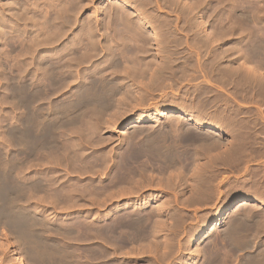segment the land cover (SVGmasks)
I'll list each match as a JSON object with an SVG mask.
<instances>
[{
  "label": "rangeland",
  "instance_id": "1",
  "mask_svg": "<svg viewBox=\"0 0 264 264\" xmlns=\"http://www.w3.org/2000/svg\"><path fill=\"white\" fill-rule=\"evenodd\" d=\"M7 1L0 0L1 3L3 2L2 5H0L6 7L3 5L6 4L10 7L13 6V8L15 9L20 4L18 6L19 9L18 7L16 8V10L18 11L21 9V7L24 6V1L22 3L21 0H19L20 2H18V0ZM65 1L67 0H63L62 3H65ZM115 1L116 0H77L76 5L78 7L75 8L76 5L74 6L75 11L68 9V7L64 4V6H62V17H64L63 20L51 21L6 20L5 18H7V15L3 14L2 7L0 6V17L4 19H0V72L2 73H0V96L4 97V101H6L7 103H4V101L2 100L3 98L0 97V100L3 102L2 103L0 101V103L4 104V106H0V108H2L0 109V112H2L0 113V151H3L2 154L0 152V160L1 158H3V160L1 161L4 163L6 162V160L4 159H7V161H9V166H3L4 163L1 164L0 161V169L3 166L4 169L2 168V170L5 172V175L9 172V177H6L4 175V172H2V174L3 176H5L4 178L8 180L9 185L13 184L14 186H11H16L17 188L16 190H11V188H8V191L6 190L7 193L11 192L12 195L9 196L10 194L8 195L6 193V198L8 200L6 199V202L1 203V206L2 208H6V210L15 208L19 213L23 212L21 209L30 210V213L32 212L28 217L27 224L22 227V229H16L15 227H13L14 225L12 223L11 224L13 226L10 225L12 226L10 227L9 224L12 221L11 219H8L6 215L5 217L4 215L3 217H0V264H15L9 259V254L2 250L1 242L4 237L8 238V241L12 243V246H14L16 250L20 252L27 264H209L207 263L208 256L209 258L212 257L213 259H211L210 264H250L251 260L256 261V258H260L257 255L259 254L260 256V252L262 250V247L264 246V203H256L245 206L239 212L238 216L244 222H241V226L239 229H241L242 227V231L238 230L239 234L237 232V229L235 233L233 232L231 234L229 232V223L234 221V219L229 216H224L226 217V222L224 225L225 230H222L224 232L213 230L212 227L216 218H219L218 215L221 214V212L224 211L227 207H229V205L234 200H240L242 198L245 199L249 197L253 199H256L257 197H264V100L263 97L260 96L261 94L264 96V93L257 92V94L254 95V93L256 92L249 89V91H244V95L245 93L247 94V92H249V94L245 96L243 95L241 90L238 91V94V92H236L237 90L235 89V91L233 89L236 87H232V85L226 83L224 77L221 76V74L223 75L222 70L224 68L230 69L232 67V69L238 70V67H240L241 70H247L248 65L244 63L243 55H240L241 51L239 52L240 49L235 51L232 48L238 41V36L239 34H241L239 32H241V30H243L244 32H242V35L245 34L243 35V37L245 36L244 39L248 40H246L245 43L251 42L252 36L249 30H251L252 28L250 27L254 25L252 24L253 21L254 23H257L256 25L264 27V0L143 1L142 5H144L145 2L146 6L144 7L146 10L148 9L150 13L145 10L142 12V14L145 16V14L148 13L149 15L146 16L147 18L149 17L148 20L153 19L159 21L157 22V25H159V27H157V30L155 28V31L159 34V43L156 42L157 44H155V39L147 36L149 35V33L144 30V32H142L143 35H141V31L139 32V35H141L142 38L145 37V39H150L142 40L141 36H139V40L134 41L136 44H139V46L136 47L133 46L135 44L132 45V43L134 42H131L135 40L134 38H131L133 36V33H136L134 31H127V35L126 31L121 30L127 29V27H124L126 25L122 26V24H124L126 21L110 19L112 15V12L110 11H113V9L115 8L119 9ZM130 1L132 2V4L142 2V0ZM150 1H152V3ZM231 1L233 4L235 3V5H233ZM225 2H227V5L225 4ZM10 3L13 5H11ZM222 3H224L226 6L224 4L223 6ZM34 4L35 2L32 0L31 5L33 6ZM113 4L116 5L114 6ZM231 4L233 6L232 8L230 6ZM151 5L153 9L150 7ZM110 7H112V10ZM228 7H230V9H228ZM233 8L235 9V11L233 10V12H235L236 15L231 10ZM67 10L69 12L71 11L69 15L67 13ZM244 10H251V12L249 13L251 16L252 14L255 15L254 19L256 20H249L251 21L249 23L248 20H246L247 23H244L243 21L241 23V20L238 19V14ZM72 11L75 13V17L72 16L74 15ZM116 11L119 12L120 9L119 11ZM151 12L152 16H150ZM69 16H71L72 18H70ZM203 21H205L206 23H203ZM232 21L236 22L234 25V27L236 26V29L239 25L238 29L234 30V34L227 31V35H223L225 37L222 38V35L220 34L221 32L219 31L230 28V26L234 24V22L232 23ZM117 22L119 23V25ZM164 22H167L171 27L166 26V23ZM164 24L165 26H160ZM243 24L245 26H242ZM117 25L119 26V28ZM240 25L243 29L240 27ZM114 29H116L117 32H115L116 30ZM132 29H134V26L132 27ZM122 32L123 34L125 33L124 35H127L123 36L127 38L128 41L125 38H120V33ZM116 33H118V35H115L113 39L112 36ZM129 33L131 34L130 36ZM228 34H230V36ZM247 34L250 36L248 37ZM136 35H138V33ZM212 35L216 39H214ZM219 35H221V37ZM128 37L130 38V40ZM204 39H207L208 41L211 39L214 42L210 40L212 43L209 41L210 43L206 47V45H202L203 43L200 42ZM217 39L218 41H216ZM119 40L121 43H119ZM125 40L127 42H124ZM140 40L142 42L147 41V43L145 42V44H140ZM128 42L129 45L131 42V46H133V48H130L129 45V47H127L126 44H128ZM124 47L127 49V51H125ZM134 47L135 49L139 47V50H142L140 53V51L136 49L139 51H136L140 53L139 55L134 52ZM118 48L120 51L118 50ZM242 48H244V46ZM145 49H147L148 52L145 51ZM221 50L226 51L223 53V51L220 52ZM128 51H130L131 53H128ZM143 51L145 52V54ZM126 53H128V56L126 55ZM133 53H135L136 55ZM129 54L133 57L134 55L135 57L138 56L139 59L141 57L140 65L138 64V67H146L145 74L139 76V74L131 70L130 67L132 66V62L129 60L131 59ZM141 55H144L143 58ZM213 55L216 56L214 59ZM218 58L221 59L218 61ZM231 61H233V63ZM220 65L221 67H219ZM228 65L230 68L226 67ZM232 65L235 67L233 68ZM262 65L264 66V64ZM262 65H260L261 69L264 68ZM37 66L40 67L38 68ZM168 66L170 67V69ZM7 68L8 71H11V74H4L5 72H7ZM21 68H24L22 72ZM218 69L220 71H218ZM153 70H155L156 72H154ZM13 71L14 74L17 71V73L21 75H17L16 73L15 76L13 74ZM219 72L221 73L219 74ZM149 73H151V76L149 75ZM252 74L256 75L257 77L260 76L264 79V77H262L259 72H257L256 74L255 72H252ZM2 75L7 76V83L6 81L4 82L5 78ZM8 75L12 77V81L16 77L21 78H18V81L14 80L13 83H18H15L14 86H12V81L11 84L8 83L10 82ZM159 75L160 77H158ZM29 77H31V82H28L30 79ZM148 79H151V81L155 82L156 84L159 82L161 85H163V87L153 85L151 91H145V89L143 90L140 87L139 82H147ZM161 79L163 82L161 81ZM207 80L209 81V85H207ZM96 81H99L101 85H103L104 82L105 83L103 86H101L100 84H97ZM222 81H224V84H222ZM92 82H95L96 85ZM114 82L118 85H115ZM20 83L26 84L27 89H29L30 91L28 94V109L26 108V110V106L18 104L15 99L11 97L9 91V86L18 87ZM91 84L92 86H90ZM110 84L113 85L111 86ZM93 85H95L97 88L94 87V89ZM204 85H207L210 91L208 90V88L207 91H203L204 88H202V86ZM6 86L8 87V89H6ZM36 86H38L39 88ZM40 87L43 89H41ZM88 87H91L92 89H89ZM109 87H113V90H119H117V93H115L116 91L114 92ZM33 88H36L35 90L39 89L38 92L36 91V94L40 95L39 97L36 94V96L34 95L35 90ZM82 89L83 91H81ZM43 90L47 93L43 92ZM89 90L93 92H91L90 94ZM104 90H106L107 94H104L107 96H105L104 94L102 96ZM231 90L236 93H232ZM80 91L84 92L85 95L87 94L88 96L86 95L85 97V95H83L84 93H81ZM92 93L96 94L94 95ZM98 93L102 96V98L98 97L100 96L98 95ZM201 93H203L204 96H202ZM216 93L219 97L215 95ZM111 94H113V97ZM93 95L95 97L97 96L98 99L92 97ZM250 95H252V97L247 98V96ZM257 95H259V101L258 97H255ZM104 96L106 98L110 97L108 99L113 100L112 103L114 104L112 105L110 101L106 102L107 99ZM82 97L84 98V101ZM103 97L105 98L104 101L102 100L104 99ZM189 97L190 99H188ZM209 97L214 98L210 100L211 98ZM38 98L41 99L38 101ZM205 98L207 99L205 100ZM253 98L257 99L253 100ZM200 99L202 100L197 101ZM260 99L263 100V102H260ZM80 100L82 101V103ZM179 100L182 101L180 102ZM226 100L227 102H225ZM90 101H94V104H96L97 106L100 105L101 107L99 106V108L96 105L94 106V104H91ZM186 101L189 102L187 103ZM194 101H197L198 103H195ZM201 102H203L202 105L204 106L201 105ZM63 103L67 104V109H65L66 107L64 108V106L66 105H63ZM88 103L91 104V106H89ZM97 103L100 104L98 105ZM109 104H111V108ZM196 105H198V107H196ZM92 106H94V109H92ZM172 106L183 107L185 109H189L191 107L192 109H189L190 112L192 114H197V116H199L198 114H200L201 116L199 117L204 120V125L193 126L191 125L192 122L190 121L188 115L179 114H177V116L164 115L157 123L151 121L155 109L160 108V110L163 111ZM95 107H97L96 110ZM57 108L64 112L61 113L60 110L57 111ZM98 108L99 110L103 109V111L100 110L98 112ZM13 109L14 111H12ZM35 110L38 112L37 114ZM5 112L6 115H3L5 114ZM144 112L148 115V120L139 128H128L127 125H131V122L134 121V119L138 115ZM203 112H206L208 115H205ZM8 113L10 114L8 115ZM235 113L236 115H234ZM28 114H36V117L34 115L29 120V122H31L32 124L31 129L33 130V134L35 133V130H39V128L40 130H47L48 128L47 131L49 133L51 132V135L53 134L54 137L57 138L56 140L58 142L54 147L57 149V151L52 150V147L51 150L54 152L49 150L50 147H47L48 149L46 147L37 148L38 146L34 145V148L31 147L33 150L35 149V151H33L31 150V148L29 149V147H26L24 143H22L23 141L22 139H20V136L14 137L11 130L21 127L23 121L22 118H24L25 115L27 116ZM212 115L213 118H215L216 116L217 118L213 119ZM39 117L40 120L43 119L42 123H38L41 122L38 121ZM223 120L225 121V124L223 122L222 125L221 121ZM209 122L215 123L220 126L223 134L218 135L215 132L207 131L205 129V125H207V123ZM176 123L177 125H175ZM238 125H242L243 127L240 128ZM43 126L46 128H44ZM156 127L158 129H156ZM169 127H171L172 129L173 127L179 129L172 130ZM9 128L10 132H8ZM166 128H168L167 130L171 129L172 132L169 131L167 137L162 139L163 142L166 140L163 143L160 140L161 138H157L160 136H157L156 133H158L160 129L166 130ZM189 130H192L190 131L192 133L209 136L206 138L208 142L204 141L200 145L198 141L194 142L183 138L182 134H187ZM173 131L176 134H179L181 132V134H179V136L177 137V135H174ZM90 133H93V135ZM55 134L57 136L59 135V137H56ZM12 135L14 138H18L14 140ZM172 135L177 138L175 139ZM170 136L173 137L174 140ZM151 138L153 139V141ZM170 138L172 139V141ZM144 139L145 141H150L144 142L146 143L144 144ZM74 140L78 141L76 142ZM135 140L136 144L134 142ZM19 141H21L22 145H19ZM168 141L169 144L167 145ZM128 142H130L129 145ZM152 142L154 146L151 145ZM155 142L157 143L155 144ZM211 142L215 145H213ZM159 143L160 146H162V144L163 146L160 147ZM204 143H206V145ZM131 144L135 146H132ZM157 144L158 146H155ZM164 144L166 145L164 146ZM145 145H147V147ZM169 145L171 146V148ZM172 146L175 148H173ZM233 146H236L237 148L239 147L238 158L234 164H232L231 159H229V153ZM24 147H26V149ZM137 147H139V149L141 150L143 148V153L146 150V153L150 151L153 153L155 150L158 151V149L162 150V148H164V153L171 152L170 154H172L174 162L172 160H170L169 162L166 161L165 158H162V161L165 162H163L164 166H161L163 165V163L160 162L161 157H158L159 155L154 156L150 152L152 154V157L150 158V153L148 154V157H146L145 153H142L143 156L141 154L139 159H146V162L151 170L149 169V167H145V165L147 166L145 160L143 162L141 161L143 159L139 160L137 158L135 164L137 165V163H139L140 166H137L139 167L140 173L144 170L145 173L143 172L141 173V175H139L138 171L136 174H134L136 176V178L135 176H133L135 182H133L134 180H132L130 189L129 184L123 183V181L125 182V180H121L120 182L119 179L124 177V170L122 165H124L123 160H125L128 152H135L136 149L137 152H141V150H139ZM42 149L45 150L43 151ZM148 149L150 150L148 151ZM168 149L172 150L170 151ZM26 150H28L29 153L28 151L26 152ZM127 150L128 152H126ZM174 150H176L177 152ZM4 151L6 152L5 156ZM55 151L58 153H56ZM172 151L175 152V155L174 152L172 153ZM60 152L61 155H59ZM25 153H27V155ZM217 154L220 159H218L217 156L215 157V155ZM65 155H67L68 158ZM144 156L146 158H144ZM175 157L177 158V160L174 159ZM147 158L149 160H147ZM15 162H17V164H15ZM166 162H168L169 165H167L168 163ZM78 163H82L81 167ZM9 167H11L10 169L12 170H10ZM162 167H164V170H161V172L160 169H162ZM140 168H142L143 170H140ZM158 171H160L162 174L159 172V175ZM148 172H150L151 175H149V177L147 178ZM142 174L144 176H142ZM161 175L162 177H160ZM142 177L144 178V180ZM145 178L147 180H145ZM137 179L139 181L136 182ZM39 180L41 183L39 182ZM141 181L142 183H139ZM146 181L148 182L146 183ZM22 182H24L23 185ZM91 182L93 183V185ZM75 183H77L76 187ZM25 184L26 186L28 185L29 188L24 186ZM144 184H147L146 187L144 186L145 188L143 187ZM37 185H39L41 188ZM33 186L34 188H32ZM35 186L38 187V189ZM127 186L130 190H132L128 191L131 195L126 194L123 197V195L119 193H122V189L128 188ZM73 187L76 189H73ZM71 188L73 190H71ZM89 188L90 191L92 190L91 193L88 192ZM116 188L121 190V192L119 190L114 192ZM195 188H197V191L199 189H202L203 193L201 196L199 195L200 193L195 190ZM62 189L65 191V193H62ZM68 189L70 190L66 191ZM94 189H96V192ZM99 189H101L102 192ZM76 190H78L77 193ZM80 190L82 191L81 194H79ZM127 190H124V192ZM97 191L98 194L101 193V196L97 194ZM111 191L116 194H112ZM54 192L58 194L56 195L55 193L56 196H54ZM59 192H61L63 195L69 192V196L68 193L65 195L68 198H66L65 196L61 197L62 194H59ZM83 192L85 194H83ZM124 192L122 194H124ZM74 193H76L77 195ZM93 193H96L95 195L98 196L93 195ZM109 193L110 195L112 194L111 196H114V199L109 196ZM82 194L83 197L78 196ZM73 195H75L77 198H75V196ZM92 195L96 198L102 197L103 199L105 198V196L106 198L105 200H98ZM117 195L120 196L118 197ZM15 196L17 200H15ZM20 196L24 201L21 199V202H17L19 201ZM53 196L57 200H54ZM89 196H91L95 200H93L92 198H90L91 201L88 200ZM9 197H13V199H10ZM73 197L74 199H78L76 200L77 202L73 199ZM70 199H72V202ZM13 200H15V202ZM69 201L71 202V204ZM6 203H9V207L6 206ZM125 204H130L131 207L139 206L136 209V211L138 210L139 212H136L131 208L130 211L123 210V215L129 214V212L130 214H132V216H135V214H141L145 216L144 219H146L147 216L149 218H151L152 216L154 217V219H156L152 220L151 218V222H155V226H150V224H152L150 223V221H148L147 223V220L149 219L148 217V219L146 220L143 219V221H146V223H143L142 221V224H147V226L141 224V233L143 232L145 233V235L142 233L143 236L139 235V238L132 236L133 239L138 240V242H136L135 240L134 242H130L133 241L131 237V239L128 238V240H125L126 245L124 243L122 244L123 248L120 246H118L119 248H117V245H121V242H119L117 245H114V243L117 242H114L113 240L111 241L108 237L106 238L107 235L103 231L104 228L109 225V223L113 222L116 219L115 217H110L111 212L114 209L113 207L117 205H123L122 207H124ZM154 205H159L158 207L162 206L161 210H159V213L158 210H153V212L156 213L155 215L151 212V209ZM148 213H150V215ZM156 215H158V217ZM158 220L159 222L160 220L162 221L160 225H158ZM156 221L158 222V224ZM205 222L206 227L210 232L207 241L203 242V244L202 242H200V238L198 235L201 232L203 224ZM86 224L88 226H86ZM98 226L100 227L98 228ZM227 226H229V228ZM85 227H90L88 229L92 228L91 230L94 231L88 229L86 230ZM151 227L154 229V231L156 230L155 232L157 233L156 234L154 232L155 235L153 237V240L149 236V232L152 229ZM99 229L100 233L97 232L99 231ZM121 229H124L126 231L129 228L121 227ZM226 229L228 230L227 232ZM86 231H89L90 235L89 233L87 234ZM24 232L27 233H25L24 235ZM101 233L102 235H100ZM226 233H230V235L228 236ZM224 234L226 237H224ZM96 235H99L100 237H96ZM82 236L84 238L86 236H92L93 239L92 237H87L85 238L87 240H84V238H81ZM237 238L241 239V241H237ZM225 240H227V243H225ZM109 241H111L112 243ZM151 241L153 244H150ZM221 242H223V245H225L223 246ZM246 242L249 244L248 247V244ZM235 243H238L237 246L240 249H232V251L236 252H232L231 254L230 250ZM239 244H242L244 246L241 247V245ZM100 245L102 246V249L106 248L105 251L100 249ZM222 246L225 248V251L227 249L230 252L226 251V253H224L225 251ZM196 247L197 249L195 250ZM209 247H211V249ZM212 247L216 249H213ZM46 248H48V253H45ZM97 248L104 252H106L107 250L108 253L106 252L107 254H104V252L99 251V249ZM208 249L210 250V252H207L209 251ZM221 249V252L224 251L223 254H220ZM257 249L259 253L257 252ZM211 250L215 253L219 252V255L214 253L212 254ZM42 251H44V257L41 255ZM95 251L97 253V256L95 255ZM196 251L198 252V255H195ZM109 252L111 253V256H109ZM93 254L95 256H93ZM209 254L213 256L210 257ZM33 256L36 257V259H34ZM222 256L227 257V259L225 257L223 258ZM251 256L254 258L252 259ZM41 257H43V259ZM247 257L251 260L249 261ZM246 258L248 259V261L246 260ZM260 260H262V257L260 258ZM205 261L207 262L205 263Z\"/></svg>",
  "mask_w": 264,
  "mask_h": 264
},
{
  "label": "bare ground",
  "instance_id": "2",
  "mask_svg": "<svg viewBox=\"0 0 264 264\" xmlns=\"http://www.w3.org/2000/svg\"><path fill=\"white\" fill-rule=\"evenodd\" d=\"M7 1V0H6ZM22 1V3H23V1H24V6L23 5H21V6H23V7H21V9L18 11V10H16V8L20 5H18L15 9L13 8V6H7L6 4H3L4 6H6V7H3V6H1L2 5V3L0 2V6L2 7V12H3V14L4 15H7V18H5L6 20L8 19V20H63V18L64 17H62V13H63V8H62V6H64V4L68 7V9H71V10H73V11H75L74 9L75 8H77L78 6L76 5V3H77V0H67V1H65V3H62V1L63 0H33L34 2H35V4L34 5H36V6H32L31 5V1L32 0H21ZM30 3H29V2ZM38 1H40V2H38ZM76 1V2H75ZM140 1V0H139ZM143 1H146V0H142V2H137V3H135V4H132V2L130 1V0H116L115 2L117 3V5H118V7H119V9H120V11H119V9L118 8H115V9H113V11H110L109 9V11L110 12H112V15H111V17H110V19L111 20H125L126 22L124 23V24H122V26L123 25H126V26H124L125 28L127 27V29L125 30H123V29H121L122 31H126V34H127V31L128 32H131V31H134L136 34L138 33V35H136V34H134L133 33V36L131 37V38H134L135 40H133V41H131V42H134V41H136V40H139V36H141V35H143L142 34V32H144V30L146 31V32H148L149 33V35H147V36H150V38H152V39H155V44H157V43H159V34H158V32H156L155 31V28H156V30H157V27H159V25H157V22H159L158 20L156 21V20H148L149 19V17L147 18L146 16L147 15H149L148 13L147 14H145V16L142 14V12L143 11H145L146 9H145V7L144 6H146L145 5V2H144V5H142L143 4ZM251 1V0H250ZM7 2H9V1H7ZM11 2V1H10ZM18 2H20L19 0H18ZM114 2V3H115ZM147 2V1H146ZM151 3H152V1H150ZM182 2V1H181ZM193 2V1H192ZM228 2V1H227ZM227 2H225V4L227 3ZM5 3V2H4ZM14 3V2H13ZM28 3H29V5H28ZM149 3V2H148ZM147 3V4H148ZM206 3V2H205ZM231 3H232V1H231ZM11 4V3H10ZM154 4V3H153ZM152 4V5H153ZM224 3H222V5H223ZM224 4V5H225ZM229 4V3H228ZM233 4V3H232ZM232 4L230 5L231 6V8L233 7L232 6ZM243 4V3H242ZM11 5H13V4H11ZM17 5V4H16ZM76 5V6H75ZM114 6L116 5V4H113ZM152 5L150 6L151 8H152ZM159 5V4H158ZM223 5V6H224ZM227 5V4H226ZM225 5V6H226ZM233 5H235V3L233 4ZM74 6H75V8H74ZM84 6V5H83ZM148 6V5H147ZM113 7V6H112ZM112 7H110L111 8V10H112ZM149 7V6H148ZM221 7V6H220ZM239 7V6H238ZM66 8V7H65ZM114 8V7H113ZM235 8V7H234ZM231 9L232 10V12H233V10L235 11V9ZM262 8V7H261ZM18 9H19V7H18ZM153 9V8H152ZM228 9H230V7H228ZM3 10H6V11H3ZM77 10V9H76ZM116 10H118L119 12H117ZM151 10V9H150ZM225 10V9H224ZM248 10V9H247ZM247 10H244V11H241L239 14H238V19H240L241 21V23H242V21L245 23L246 22V20H248V23L249 22H251V21H249V20H256V19H254L255 17V15H253L252 14V16L250 15V13L249 12H251V10L250 11H247ZM1 11V10H0ZM68 11V10H67ZM72 11V12H73ZM108 11V12H109ZM147 12H149L150 13V11H148V9L146 10ZM153 11V10H152ZM230 11V10H229ZM228 11V12H229ZM68 13V15L71 13V11L69 12H67ZM231 13V12H230ZM234 14H235V12H233ZM73 14L74 15H72V16H74L75 17V13L73 12ZM229 14V13H228ZM3 15V16H4ZM236 15V14H235ZM150 16H152V12H151V15ZM70 18H72L71 16H69ZM68 17V18H69ZM73 17V18H74ZM259 17V16H258ZM68 18H66V19H68ZM89 18V17H88ZM156 18V17H155ZM0 19H3V18H1L0 17ZM76 19V18H75ZM109 19V18H108ZM259 19V18H258ZM261 19H262V17H261ZM4 20V19H3ZM65 20V19H64ZM74 20V19H73ZM88 20V19H87ZM132 20H134V21H132ZM186 20V19H185ZM49 22V21H48ZM118 22H120V21H118ZM117 22V23H118ZM121 22H124V21H121ZM134 22H135V24H134ZM234 21H232V23H233ZM116 23V22H115ZM164 23H166V26H168V27H171L167 22H164ZM203 23H206L205 21H203ZM235 23L236 22H234V24H232L231 26H230V28H228V29H226V30H222V31H219V32H221L220 34L222 35V38L223 37H225V36H223V35H227V31H229L230 33H233L234 34V30L236 29V26L234 27V25H235ZM238 23V22H237ZM240 23V24H241ZM247 23V22H246ZM252 24H254V25H252V27H250V28H252L251 30H249L251 33V36H252V38H251V42L249 43H245V41L247 40H245L244 39V37H243V35H245V34H243L242 35V32H243V30H241V29H239V30H241V32H239V33H241V34H239V36H238V41L236 42V44L234 45V47L232 48V49H234L235 51H237L238 49H240L239 50V52H240V55H243V60H244V63H246L248 66H247V70L245 71V70H241V68L240 67H238V70H235V69H232V67L230 68L229 67V65L228 66H226L227 68H230V69H223L222 70V68H221V70H222V73H223V75L221 74V76H223L224 77V79H225V81H226V83H229L230 85H232V87H236V88H233L236 92H238L239 90H241L242 91V93H243V95H244V91H249V89L250 90H254L256 93H254V95L255 94H257V92H260V93H264V79L263 78H261L260 76V78L259 77H257L256 75H254V74H252V72H255V74L257 73V72H259L260 73V75L262 76V77H264V68L263 69H261V66L260 65H262V64H264V27H262V26H260V25H256L257 23H254V21H253V23ZM48 25V24H47ZM118 25H119V23H118ZM117 25V26H118ZM219 25V24H218ZM117 26H115V27H117ZM134 26V29H132V27ZM161 27L162 26H165V24L164 25H160ZM242 26H245L244 24L242 25ZM263 26H264V23H263ZM20 27V26H19ZM238 27H239V25H238ZM238 27H237V29H238ZM240 27H241V25H240ZM118 28H119V26H118ZM121 28V27H120ZM123 28V27H122ZM242 28V27H241ZM247 28V27H246ZM249 28V27H248ZM132 29V30H131ZM236 29V30H237ZM243 29V28H242ZM114 30H116V29H114ZM167 30V29H166ZM219 30V29H218ZM221 30V29H220ZM245 30V29H244ZM141 31V35H139V32ZM57 32V31H56ZM115 32H117V30L115 31ZM115 32H113V33H115ZM120 32V31H119ZM218 32V33H219ZM228 32V33H229ZM244 33V32H243ZM249 33V32H248ZM121 34V37L120 38H125L124 36H127V35H124L123 34V32L122 33H120ZM213 34V33H212ZM117 36L118 35V33H116V34H113V39H114V36ZM124 35V36H123ZM131 34L129 33V36H130ZM221 35H219L220 37H221ZM229 36H230V34H228ZM241 35V36H240ZM57 36V35H56ZM233 36H235V35H233ZM247 36L249 37L250 35H248L247 34ZM111 37V38H112ZM139 37V38H138ZM144 37V36H143ZM200 37V36H199ZM212 37H213V35H212ZM218 37V36H217ZM117 38H119V37H117ZM129 38V37H128ZM141 38H142V36H141ZM149 38V39H150ZM214 38V37H213ZM212 38V39H213ZM230 38V37H229ZM233 38V37H232ZM116 39V38H115ZM127 41H128V39L127 38H125ZM143 39H145V37L144 38H142V40ZM148 38L147 39H145V40H149ZM214 39H216V38H214ZM213 39V40H214ZM118 40V39H117ZM124 41V42H127V41ZM129 40H130V38H129ZM211 40V39H210ZM209 40V41H210ZM114 41V40H113ZM121 41H123V40H121ZM141 41V40H140ZM207 39H204L203 41L201 40L200 42H202L203 44L202 45H206V47H207V45H209V43L212 41H210L209 42ZM216 41H218V39L216 40ZM248 41V40H247ZM115 42H118V41H115ZM114 42V43H115ZM131 42H130V45H129V42H128V44H126L127 45V47H129L130 46V48L132 47L133 48V46H139V44H136L135 42L134 43H132V45L133 44H135V45H133V46H131ZM146 43H147V41H145ZM145 42H142L141 41V43L140 44H145ZM157 42V43H156ZM207 42H208V44H207ZM212 42H214V41H212ZM211 42V43H212ZM119 43H121L120 42V40H119ZM245 44V45H244ZM33 45V44H32ZM123 45H125V44H123ZM129 45V46H128ZM159 45V44H158ZM10 46V45H9ZM24 46V45H23ZM31 46V45H30ZM29 46V47H30ZM144 46V45H143ZM142 46V47H143ZM166 46V45H165ZM211 46V45H210ZM244 46V48H242ZM135 47H134V49H135ZM141 47V48H142ZM147 47V46H146ZM159 47V46H158ZM125 48V47H124ZM225 48H226V46H225ZM134 49H132V50H134ZM136 49H140L139 47L138 48H136ZM135 49V51L134 52H136V51H138V50H136ZM143 49V48H142ZM215 49V48H214ZM118 50H119V48H118ZM131 50V49H130ZM144 50V49H143ZM227 50V49H226ZM226 50H221L220 52H222L223 51V53L226 51ZM228 50H229V48H228ZM120 51V50H119ZM125 51H127V49L125 48ZM140 51V53H141V51L142 50H139ZM138 51V52H139ZM145 51H147L148 52V50L147 49H145ZM233 51V50H232ZM138 52H136V54H140V53H138ZM144 52V51H143ZM234 52V51H233ZM128 53H131L130 51H128ZM128 53H126V55L128 54ZM227 53V52H226ZM111 54H113V53H111ZM111 54H109V55H111ZM133 54H135V53H133ZM135 54V55H136ZM144 54H145V52H144ZM115 55V54H114ZM135 55H134V57L133 56H130V54H129V56H130V58L131 59H129L131 62H132V66L130 67L131 68V70L132 71H134L135 73H137V74H139V76L141 75H143V74H145V72H146V67L145 68H140V67H138V64L140 65V59H141V57H140V59H139V57L137 56V57H135ZM218 55V54H217ZM239 55V54H238ZM128 56V55H127ZM142 56V55H141ZM144 56V55H143ZM143 56H142V58H143ZM211 56V55H210ZM214 57H213V59L216 57L215 55H213ZM221 56H222V54H221ZM223 56H224V54H223ZM112 57H114V56H112ZM217 57H219V56H217ZM232 58V57H231ZM9 59V58H8ZM221 58H218L217 60L219 61ZM229 59V58H228ZM18 60V59H17ZM60 60V59H59ZM143 60V59H142ZM223 60V59H222ZM226 60H227V58H226ZM225 60V61H226ZM231 60H233V59H231ZM118 61V60H117ZM128 61V60H127ZM217 61V62H218ZM229 61V60H228ZM214 62V61H213ZM222 62V61H221ZM232 63H233V61H231ZM23 63V62H22ZM27 63V62H26ZM142 63V62H141ZM220 63V62H219ZM219 63H217V64H219ZM262 63V64H261ZM24 64V63H23ZM28 64V63H27ZM39 64V63H38ZM120 64V63H119ZM128 64H129V62H128ZM146 65V64H145ZM22 66V65H21ZM20 66V67H21ZM29 66V65H28ZM129 66V65H128ZM143 66V65H142ZM166 66H167V64H166ZM170 66V65H169ZM168 66V67H169ZM224 66V65H223ZM233 66V65H232ZM244 66V65H243ZM263 66V65H262ZM24 67V66H23ZM25 67H27V66H25ZM38 68L40 67V66H37ZM218 67V66H217ZM219 67H221V65L219 66ZM218 67V68H219ZM235 66H233V68H234ZM264 67V66H263ZM6 68V67H5ZM17 68V67H16ZM9 69H11V68H9ZM27 69V68H26ZM29 69V68H28ZM113 69V68H112ZM129 69V68H128ZM169 69H170V67H169ZM212 69V68H211ZM2 70H3V68H2ZM5 70V69H4ZM14 70V69H13ZM22 70H24V68L22 69L21 68V72H22ZM147 70H148V68H147ZM168 70V69H167ZM205 70V69H204ZM7 72H5L4 74H9L11 71H8V68H7V70H6ZM19 71H20V68H19ZM154 72H156L155 70H153ZM218 71H220L219 69H218ZM2 72H4V71H2ZM20 72V73H21ZM30 72V71H29ZM35 72V71H34ZM52 72V71H51ZM55 72V71H54ZM131 72V71H130ZM172 72V71H171ZM179 72V71H178ZM210 72V71H209ZM1 73V72H0ZM17 73V71L15 72V74ZM26 73V72H25ZM24 73V74H25ZM221 72H219V74H220ZM2 74V73H1ZM11 74V73H10ZM13 74H14V71H13ZM12 74V75H13ZM14 74V75H15ZM19 73H17V75H18ZM23 74V75H24ZM27 74V73H26ZM25 74V75H26ZM136 74V75H137ZM148 74V73H147ZM160 74V73H159ZM175 74V73H174ZM193 74V73H192ZM19 75H21V74H19ZM29 75V74H28ZM149 75L151 76V73H149ZM153 75V74H152ZM258 75V74H257ZM2 76H4V75H2ZM6 76V75H5ZM4 76V78H5V80H4V82L7 80L6 78H7V76L5 77ZM9 76V75H8ZM16 76V75H15ZM192 76V75H191ZM220 76V75H219ZM24 77V76H23ZM158 77H160V75L158 76ZM222 77V78H223ZM13 78H14V76H13ZM17 78V77H16ZM16 78L15 79H13V81L15 80V81H18V78H21V77H18L17 78V80H16ZM30 79H29V81L28 82H31L30 80H31V77H29ZM163 78H164V76H163ZM24 79V78H23ZM152 79V78H151ZM151 79H148V81L147 82H139L140 84V87L144 90L145 89V91H147V90H149V91H151L152 90V88H153V85H156V86H158V87H163V85H161L159 82L156 84L155 82H153V81H151ZM223 79V80H224ZM9 80H10V82H8V83H10L11 84V81H12V77H10L9 76ZM27 80H28V78H27ZM141 80V79H140ZM173 80H175V79H173ZM210 80V79H209ZM13 81H12V83H13ZM161 81H162V79H161ZM2 82V81H1ZM25 82V81H24ZM53 82V81H52ZM97 82V81H96ZM99 82V81H98ZM97 82V84H100V82L98 83ZM163 82V81H162ZM207 85H209V81L207 80ZM224 81H222V84H224L223 83ZM6 83H7V81H6ZM16 83V82H15ZM15 83H13L12 84V86H14V84ZM18 83V82H17ZM16 83V84H17ZM92 83H94L95 84V82H92ZM102 83V82H101ZM105 83V82H104ZM104 83H103V85H104ZM113 83V82H112ZM118 83V82H117ZM134 83V82H133ZM155 83V84H154ZM211 83V82H210ZM9 84V85H10ZM109 84V83H108ZM107 84V85H108ZM114 84L115 85H118V84H116L115 82H114ZM164 84V83H163ZM169 84H170V82H169ZM96 85V84H95ZM95 85H93V88L94 87H96ZM101 85V84H100ZM103 85H101V86H103ZM111 86L113 85V84H110ZM109 85V86H110ZM123 85V84H122ZM207 85H204V86H202V88H204V90L203 91H207ZM211 85V84H210ZM228 85V84H227ZM8 86V85H7ZM6 86V87H7ZM12 86H9V91H10V95H11V97L13 98V99H15V101L18 103V104H22L23 106H26L25 107V110H26V108H27V105H28V94H29V89H27V87H26V84H21L20 83V85L18 86V87H12ZM90 86H92V84L90 85ZM212 86V85H211ZM5 87V88H6ZM11 87H12V89H11ZM36 87H38V86H36ZM100 87V86H99ZM115 87H117V86H115ZM210 87V86H209ZM228 87V86H227ZM39 88V87H38ZM41 88V87H40ZM89 89H92L91 87H88ZM97 88V87H96ZM103 88V87H102ZM110 88V87H109ZM113 87H111L110 89H112ZM218 88H220V87H218ZM225 88H226V86H225ZM6 89H8V87L6 88ZM34 89V88H33ZM36 89V88H35ZM34 89V90H35ZM41 89H43V88H41ZM40 89V90H41ZM95 89V88H94ZM104 89V88H103ZM102 89V90H103ZM88 90V89H87ZM101 90V91H102ZM113 90V89H112ZM117 90H119V89H114L113 91L115 92V93H117ZM188 90V89H187ZM208 90H209V88H208ZM36 91L38 92L39 91V89L38 90H35L34 92V95L36 94ZM81 91H83V89L81 90ZM80 91V92H81ZM90 91V90H89ZM98 91H99V89H98ZM108 91V90H107ZM148 91V92H149ZM201 91V90H200ZM199 91V92H200ZM210 91V90H209ZM42 92V91H41ZM43 92H45L44 90H43ZM91 92H93V91H90V94H91ZM113 92V93H114ZM140 92V91H139ZM231 92L232 93H234L233 92V90H231ZM235 92V93H236ZM45 93H47V92H45ZM45 93H44V95H45ZM81 93H84V92H81ZM89 93V92H88ZM99 93H101V92H99ZM98 93V95H100ZM104 93H106V90H104V92L102 93V96H103V94ZM204 93V92H203ZM203 93H201L202 94V96H204V94ZM208 93V92H207ZM234 93V94H235ZM250 93H251V91H250ZM92 94H94V93H92ZM96 94V93H95ZM94 94V95H95ZM107 94V93H106ZM208 94H210V93H208ZM213 94V93H212ZM234 94H232V95H234ZM238 94H239V92H238ZM241 94V93H240ZM247 94H249V92H247ZM246 93H245V95H247ZM2 95V94H1ZM8 95V94H7ZM36 95H38V94H36ZM35 95V96H36ZM42 95V94H41ZM44 95H43V97H44ZM82 95V94H81ZM83 95H85V93L83 94ZM82 95V96H83ZM87 95V94H86ZM86 95H85V97H86ZM92 96V97H94V98H97V96L95 97V96ZM105 95V94H104ZM112 95V97H113V94H111ZM178 95V94H177ZM176 95V96H177ZM211 95V94H210ZM215 95H217V93L215 94ZM242 95V96H243ZM244 95V96H245ZM40 95H38V97H39ZM88 96V95H87ZM102 96L100 95V96H98V97H100V98H102ZM105 96H107V95H105ZM104 96V97H105ZM181 96V95H180ZM201 96V97H202ZM218 96V95H217ZM217 96H215V97H217ZM236 96V95H235ZM259 95H257V96H255V97H258ZM261 97H263V100H264V96L261 94L260 95ZM0 97H2V96H0ZM103 97V98H104ZM111 97V98H112ZM182 97V96H181ZM197 97V96H196ZM199 97H200V94H199ZM219 97V96H218ZM248 97H252V95H250V96H247V98ZM3 99V101H4V97H2ZM106 98V97H105ZM105 98L104 99H102L103 101L105 100ZM108 98H110V97H107L106 99L108 100H106V102H109L110 101V103H112V101L113 100H111V99H108ZM180 98V97H179ZM178 98V99H179ZM186 98V97H185ZM207 98H208V95H207ZM207 98H205V100L207 99ZM209 98H211L210 100H212L213 98L212 97H209ZM245 98V97H244ZM37 99V98H36ZM41 99V98H40ZM39 98H38V101L40 100ZM82 99H83V101H84V98L82 97ZM98 99V98H97ZM113 99V98H112ZM187 99V98H186ZM188 99H190V97L188 98ZM192 99V98H191ZM195 99V98H194ZM203 99V98H202ZM202 99H200V100H197V101H201ZM252 99V98H251ZM254 99H257V98H253V100ZM31 100V99H30ZM183 100V99H182ZM182 100H179L180 102L182 101ZM209 100V101H210ZM261 100V99H260ZM263 100H261L260 102H263ZM1 101V100H0ZM14 101V102H15ZM48 101V100H47ZM81 101V100H80ZM94 101H95V99H94ZM94 101H90V103L92 104ZM174 101V100H173ZM193 101V100H192ZM196 101V102H197ZM258 101H259V97H258ZM258 101H256V102H258ZM2 102V101H1ZM98 102V101H97ZM106 102H105V104H106ZM122 102V101H121ZM175 102V101H174ZM187 102V101H186ZM189 102V101H188ZM187 102V103H188ZM195 102V101H194ZM195 102V103H196ZM208 102V101H207ZM225 102H227V100L225 101ZM3 103V102H2ZM2 103H0V104H2ZM4 103H6V101H4ZM13 103V102H12ZM32 103H34V102H32ZM67 103H69V102H67ZM81 103H82V101H81ZM84 103V102H83ZM86 103H87V100H86ZM96 103V102H95ZM185 103V102H184ZM198 103V102H197ZM202 103L203 102H201V105H202ZM7 104V103H6ZM31 104V103H30ZM66 105V106H64V108L65 109H67V104L66 103H63V105ZM85 104V103H84ZM89 104V103H88ZM91 104H89V106H91ZM94 104V103H93ZM98 104V103H97ZM100 104V103H99ZM98 104V105H99ZM114 103H112V105H113ZM191 104H192V102H191ZM204 104H205V102H204ZM227 104V103H226ZM228 104H229V102H228ZM87 105V104H86ZM96 104H94V106H95ZM110 105V108H111V104H109ZM190 105V104H189ZM260 105V104H259ZM0 106H4V104H2V105H0ZM31 106V105H30ZM84 106V105H83ZM94 106H92V109H94L93 107ZM97 106V105H96ZM100 106V105H99ZM99 106H97V107H99ZM105 106V105H104ZM191 106V105H190ZM202 106H204V105H202ZM258 106V105H257ZM49 107V106H48ZM61 107H63V106H61ZM97 107H95V110L97 109ZM101 107V106H100ZM99 107V108H100ZM103 107V106H102ZM108 107V106H107ZM118 107V106H117ZM196 107H198V105H196ZM260 107V106H259ZM60 108V107H59ZM99 108H98V112L101 110H99ZM191 108V107H190ZM189 108V109H190ZM0 109H2V108H0ZM12 109V108H11ZM10 109V110H11ZM28 109V108H27ZM30 109V108H29ZM65 109H63V110H65ZM105 109V108H104ZM107 109V108H106ZM109 109V108H108ZM189 109H185V108H183V107H177V106H172V107H169V108H167V109H165V110H160V108H158V109H155V111H154V113H153V116H152V120L151 121H153V122H159L160 121V119H161V117L162 116H173V115H175V116H177V114H179V115H188L189 116V119H190V121L192 122V124L191 125H193V126H202V125H204L203 124V119H201L199 116H201L200 114H198L199 116H197V114H192L191 112H190V110ZM192 109V108H191ZM195 109V108H194ZM23 110H24V108H23ZM60 109H58L57 108V111H59ZM69 110V109H68ZM196 110V109H195ZM3 111V110H2ZM12 111H14V109L12 110ZM61 111V110H60ZM101 111H103V109L101 110ZM215 111V110H214ZM4 112V111H3ZM11 112V111H10ZM18 112V111H17ZM24 112H26V111H24ZM33 112V111H32ZM35 112H36V114L38 113L36 110H35ZM62 112H64V111H61V113ZM73 112V111H72ZM0 113H2V112H0ZM13 113V112H12ZM34 113V112H33ZM59 113V112H58ZM204 113V112H203ZM10 113H8V115H9ZM14 114V113H13ZM22 114V113H21ZM27 114V113H26ZM36 114H34L35 115V117H36ZM205 115L207 114L206 112L204 113ZM223 114V113H222ZM3 115H6V112H5V114H3ZM3 115H1V116H3ZM12 115V114H11ZM15 115H16V113H15ZM34 115H32V114H28L27 116L25 115V117L24 118H22L23 119V121H22V126L21 127H18V128H15V129H13V130H11L12 132V134L14 135V137L15 136H20V139H22V143H24V145L26 146V147H29V149L31 148V147H33L34 148V146H38L37 148H39V147H50V149L49 150H51L52 148V150H56L57 151V149L56 148H54L55 146H56V143L58 142L56 139L57 138H55L54 137V135L52 134L51 135V132L49 133L47 130H48V128H47V130L46 129H43V130H40V128H39V130H35V133L33 134V130L31 129V122H29V120L34 116ZM39 115V114H38ZM203 115V114H202ZM208 115V114H207ZM234 115H236V113L234 114ZM18 116V115H17ZM63 116V115H62ZM227 116H229V115H227ZM233 116V115H232ZM251 116V115H250ZM15 117V116H14ZM21 117V116H20ZM41 117V116H40ZM40 117H39V120L38 121H41V122H38V123H42L43 122V119L42 120H40ZM225 117V116H224ZM231 117V116H230ZM252 117V116H251ZM258 117V116H257ZM261 117V116H260ZM4 118H5V116H4ZM18 118V117H17ZM185 118V117H184ZM210 118V117H209ZM212 118H213V115H212ZM215 118H217V116L215 117ZM215 118H213V119H215ZM241 118V117H240ZM263 118V117H262ZM2 119V118H1ZM38 119V118H37ZM36 119V120H37ZM58 119H60V118H58ZM63 120V119H62ZM70 120H73V119H70ZM148 120V115L144 112V113H141L140 115H138L135 119H134V121H132L131 122V125H127L128 126V128L129 127H136V128H139L142 124H144L146 121ZM217 120V119H216ZM232 120V119H231ZM261 120V119H260ZM263 120V119H262ZM18 121V120H17ZM75 121V120H74ZM73 121V122H74ZM208 121V120H207ZM233 121V120H232ZM231 121V122H232ZM257 121V120H256ZM63 122V121H62ZM70 122H72V121H70ZM214 122V121H213ZM222 122V125H223V122H224V124H225V121L223 120V121H221ZM19 123H21V122H19ZM228 123V122H227ZM234 123V122H233ZM129 124V123H128ZM235 124H236V122H235ZM161 125V124H160ZM175 125H177V123L175 124ZM227 125V124H226ZM231 125V124H230ZM45 126V125H44ZM43 126V127H44ZM180 126V125H179ZM187 126H190V125H187ZM206 127H205V129L207 130V131H209V132H215L216 134H218V135H222L223 134V131H222V129L220 128V126H218L217 124H215V123H211V122H209V123H207V125H205ZM234 126V125H233ZM239 126V125H238ZM237 126V127H238ZM250 126V125H249ZM40 127V126H39ZM42 127V126H41ZM240 128H242L243 126L241 125V126H239ZM263 127V126H262ZM44 128H46V127H44ZM169 128H171V127H169ZM182 128V127H181ZM156 129H158L157 127H156ZM168 128H166V130H167ZM172 129V128H171ZM162 130V129H160V130H162V131H158V133H156L157 134V136H160V137H157V138H161L160 140H161V142H163L162 141V139H164L165 137H167V135H168V133H169V131H171L172 132V130L173 129H177L176 127L174 128L173 127V129L172 130ZM179 129V128H178ZM177 129V130H178ZM240 130V129H239ZM242 130V129H241ZM49 131H51V130H49ZM175 131V130H174ZM173 131V133H174V135L176 136L177 135V137L179 136V134H181V132L179 133V134H176L175 132ZM190 131H192V130H189V132L187 133V134H182V137L183 138H186V139H188V140H191V141H194V142H199L200 143V145H201V143L202 142H204V141H207L206 140V138L207 137H209V136H204V135H200V134H196V133H192V132H190ZM255 131V130H254ZM3 132V131H2ZM8 132H10V128H9V130H8ZM93 132H94V130H93ZM155 132V131H154ZM177 132V131H176ZM139 133V132H138ZM172 133V134H173ZM178 133V132H177ZM57 134V133H56ZM55 134V136L56 137H59V135L57 136ZM90 134H92L93 135V133H90ZM153 134V133H152ZM13 135H12V137H13ZM150 135V134H149ZM148 135V136H149ZM154 135H155V133H154ZM174 135H172L174 138H175V136ZM11 136V135H10ZM68 136V135H67ZM85 136V135H84ZM13 137V139L14 140H16V138H18V137H16V138H14ZM147 137V136H146ZM145 137V138H146ZM150 137V136H149ZM148 137V138H149ZM171 137V136H170ZM173 137H171L172 139H173ZM176 137V138H177ZM170 138V139H171ZM175 138V139H176ZM13 139H11V140H13ZM67 139V138H66ZM65 139V140H66ZM93 139V138H92ZM152 139V138H151ZM158 139V140H159ZM172 139H171V141H172ZM178 139H181V138H178ZM100 140V139H99ZM156 140V139H155ZM158 140H157V142H158ZM174 140V139H173ZM17 141H18V139H17ZM74 141H76V140H74ZM74 141H72V142H74ZM78 141V140H77ZM76 141V142H77ZM88 141V140H87ZM86 141V142H87ZM147 141H150V140H146L145 141V139H144V141H143V143L144 142H147ZM152 141H153V139H152ZM166 141V140H165ZM164 141V142H165ZM170 141V142H171ZM177 141V140H176ZM180 141V140H179ZM178 141V142H179ZM184 141H185V139H184ZM183 141V142H184ZM15 142V141H14ZM20 143H19V145L21 144V141H19ZM69 142H71V141H69ZM89 142V141H88ZM100 142V141H99ZM135 142V144H136V140L134 141ZM157 142H155V144L157 143ZM160 142V143H161ZM163 142V143H164ZM182 142V143H183ZM186 142H187V140H186ZM208 142V141H207ZM129 143L130 142H128V145H129ZM132 143V142H131ZM160 143H159V146H160ZM173 143H174V141H173ZM176 143V142H175ZM189 143H192V142H189ZM212 143V142H211ZM211 143H210V145H211ZM17 144V143H16ZM133 144V143H132ZM131 144V145H132ZM144 144H146V143H144ZM151 144V143H150ZM169 144V141L167 142V145ZM205 145H206V143H204ZM209 144V143H208ZM207 144V145H208ZM213 145H215L214 143H212ZM22 145V144H21ZM34 145V146H33ZM101 145V144H100ZM130 145V146H131ZM151 145H153V142H152V144ZM166 144H164V146H165ZM176 145H177V143H176ZM175 145V146H176ZM212 145V146H213ZM219 145V144H218ZM7 146V145H6ZM130 146H128V147H130ZM132 146H135V145H132ZM144 146V145H143ZM146 147H147V145H145ZM154 146V145H153ZM153 146H151V147H153ZM155 146H158V144L157 145H155ZM162 146H163V144H162ZM162 146H160V147H162ZM170 146V145H169ZM168 146V147H169ZM174 146V145H173ZM172 146V147H173ZM178 146V145H177ZM184 146V145H183ZM202 146H204V145H202ZM212 146H210V147H212ZM26 147H24L25 149H26ZM52 147V148H51ZM73 147V146H72ZM75 147V146H74ZM141 147V146H140ZM191 147V146H190ZM206 147V146H205ZM215 147V146H214ZM213 147V148H214ZM9 148V147H8ZM36 148V147H35ZM64 148V147H63ZM130 148H132V147H130ZM138 149H139V147H137ZM155 148H158V147H155ZM165 148H167V147H165ZM170 148H171V146H170ZM173 148H175V147H173ZM181 148V147H180ZM185 148V147H184ZM28 149V148H27ZM28 149V150H29ZM48 149V148H47ZM163 149L164 148H162V150H160V149H158V151L157 150H153L154 152L152 153L151 151V153L154 155V156H158V157H161V161L160 162H165V161H162V158H165L166 159V161H169L170 162V160H172L173 161V156H172V154H170L171 152H169V153H164L163 152ZM182 149V148H181ZM188 149V148H187ZM28 150H26V152L28 151ZM31 150H33L32 148H31ZM38 150H40V149H38ZM43 150V149H42ZM45 150V149H44ZM43 150V151H44ZM51 150V151H52ZM66 150V149H65ZM129 150V149H128ZM128 150L126 151V152H128ZM139 150H141V149H139ZM142 150H143V148H142ZM141 150V152L139 151V152H137V149H136V151L135 152H133V151H130V152H128V154L126 155V158H125V160H123V162H124V165H122L123 166V170H124V177H122L121 179H119L120 180V182H121V180H125V182L123 181V183L125 184V183H127V184H129L130 186V189H131V185H132V180H134L133 179V176H135L134 174H136L138 171H139V167L137 166V165H139L140 166V164L139 163H137V165L135 164V162L137 161V158L139 159V157L141 156V154L143 153V151ZM150 149H148V151H149ZM168 150H170V149H168ZM172 150V149H171ZM170 150V151H171ZM195 150V149H194ZM238 150H239V147L237 148L236 146H233L232 147V149H231V151H230V153H229V159H231V163L232 164H234L235 162H236V160H237V158H238ZM33 151H35V149L33 150ZM55 151V152H56ZM62 151V150H61ZM64 151V150H63ZM147 151V150H146ZM146 151L144 152L145 154H146V157H148V154L150 153V152H148V153H146ZM162 151V152H161ZM165 151V150H164ZM174 151H176V150H174ZM174 151H172V153L174 152ZM184 151V150H183ZM1 152V151H0ZM3 152V151H2ZM2 152H1V154H2ZM5 152V151H4ZM25 152V151H24ZM52 152H54V151H52ZM177 152V151H176ZM28 153H29V151H28ZM56 153H58V152H56ZM68 153V152H67ZM143 153V154H144ZM150 153V155H149V157L151 158L152 157V154ZM0 154V155H1ZM26 155H27V153H25ZM65 154V153H64ZM76 154V153H75ZM126 154V153H125ZM143 154H142V156H143ZM216 154V153H215ZM218 154H221V153H218ZM218 154L217 155H215V157L217 156L218 157ZM6 155V152L4 153V156ZM59 155H61V152L59 153ZM174 155H175V152H174ZM185 155V154H184ZM213 155V154H212ZM8 156V155H7ZM42 156V155H41ZM65 156H67V155H65ZM116 156V155H115ZM188 156V155H187ZM194 156V155H193ZM220 156V155H219ZM3 157V156H2ZM63 157V156H62ZM72 157V156H71ZM76 157V156H75ZM145 156H144V158H146ZM176 157H177V155H176ZM174 158V159H176L177 160V158ZM67 158H68V156H67ZM81 158V157H80ZM154 158V157H153ZM157 158V157H156ZM59 159H60V156H59ZM141 159H143V158H140L139 160H141ZM181 159V158H180ZM215 159H217V158H215ZM218 159H220L219 157H218ZM1 160H3V158H1ZM0 160V161H1ZM4 160H6V162H7V164H6V162L4 163V162H2L1 161V164L2 163H4L3 164V166H6V165H8V162L9 161H7V159H4ZM9 160V159H8ZM11 160V159H10ZM66 160V159H65ZM92 160V159H91ZM121 160V159H120ZM144 160H145V163L147 164V162H146V159H143V160H141V161H143L144 162ZM147 160H149L148 158H147ZM152 160V159H151ZM22 161V160H21ZM155 161H156V159H155ZM85 162V161H84ZM159 162V163H160ZM174 162V161H173ZM188 162V161H187ZM59 163V162H58ZM166 163H168V162H166ZM1 164H0V166H1ZM15 164H17V162H15ZM14 164V165H15ZM79 164V163H78ZM82 164V163H81ZM81 164H79L80 165V167H81ZM172 164V163H171ZM174 164V163H173ZM94 165V164H93ZM145 165V164H144ZM151 165V164H150ZM153 165V164H152ZM167 165H169V163L167 164ZM3 166H2V168H3ZM9 166V165H8ZM69 166V165H68ZM77 166V165H76ZM83 166V165H82ZM92 166V165H91ZM121 166V165H120ZM141 166H143V165H141ZM161 166H164V163H163V165H161ZM72 167V166H71ZM145 167H149L148 166V164H147V166L145 165ZM160 167V166H159ZM167 167V166H166ZM196 167V166H195ZM194 167V168H195ZM2 168L0 169V217H3V215H4V217H5V215L8 217V219H11V221L12 222H10V224H9V222H8V224H9V226L10 225H12L13 227H15L16 229H22V227H24L26 224H27V222H28V217L30 216V214L32 213H30V210H26V209H21L23 212H21V213H19V212H17V209H11V210H6V208H2V206H1V203H4V202H6L5 200L7 199L6 198V190L8 191V188L10 189L11 188V190H16L17 188H16V186L15 187H13L14 185L13 184H11V185H13V186H11V185H9V183H8V180L6 179V178H4L5 176L7 177L8 176V173L5 175V172L2 170ZM7 168V167H6ZM11 167H9V169H10ZM90 168V167H89ZM156 168H158V167H156ZM164 167H162V169H160V171L162 170H164L163 169ZM193 168V169H194ZM4 169V168H3ZM27 169V168H26ZM93 169V168H92ZM121 169V168H120ZM142 168H140V170H141ZM149 169L151 170V168L149 167ZM202 169V168H201ZM2 170V171H1ZM10 170H12V169H10ZM91 170V169H90ZM94 170V169H93ZM143 170V169H142ZM149 170V171H150ZM153 170V169H152ZM6 171V170H5ZM9 171V170H8ZM145 171V170H144ZM144 171H141V173H143ZM146 171H147V168H146ZM160 171H158V174H159V172ZM161 171V172H162ZM2 172H4V175L5 176H3V174H2ZM77 172H78V170H77ZM118 172H119V170H118ZM123 172V171H122ZM152 172V171H151ZM154 172V171H153ZM160 172V173H161ZM171 172V171H170ZM120 173H121V171H120ZM141 173H140V171H139V175H141ZM145 173V172H144ZM162 174V173H161ZM167 174V173H166ZM122 175V174H121ZM138 175V176H139ZM149 175H151L150 174V172H148V176H147V178L149 177ZM160 175V174H159ZM170 175V174H169ZM169 175H167V176H169ZM80 176V175H79ZM142 176H144L143 174H142ZM9 177V176H8ZM151 177V176H150ZM153 177V176H152ZM160 177H162V175L160 176ZM172 177V176H171ZM135 178H136V176H135ZM138 178H141V177H138ZM143 178V177H142ZM170 178V177H169ZM168 178V179H169ZM15 179V178H14ZM143 180H144V178H143ZM145 180H147L146 178H145ZM91 181V180H90ZM137 181H139L138 179L136 180V182ZM39 182H40V180H39ZM39 182H38V184H39ZM51 182V181H50ZM133 182H135V180L133 181ZM148 181H146V183H147ZM23 183L24 182H22V185H23ZM41 183V182H40ZM46 183V182H45ZM83 183V182H82ZM92 183V182H91ZM91 183H90V186H91ZM122 183V184H123ZM139 183H142V181L141 182H139ZM15 184V183H14ZM28 184V183H27ZM34 184H36V183H34ZM42 184H43V181H42ZM74 184V183H73ZM76 184L77 183H75V187H76ZM123 184V185H124ZM168 184V183H167ZM29 185V184H28ZM28 185L26 186V184L24 185V186H26L27 188H29L28 187ZM41 185V184H40ZM48 185V184H47ZM86 185V184H85ZM92 185H93V183H92ZM139 185V184H138ZM142 185V184H141ZM140 185V186H141ZM147 185V184H146ZM146 185L144 184L143 185V187L145 186L146 187ZM166 185V184H165ZM30 186V185H29ZM37 186H39V185H37ZM79 186V185H78ZM88 186V185H87ZM86 186V187H87ZM89 186V187H90ZM94 186H96V185H94ZM120 186H122V185H120ZM133 186H134V183H133ZM25 187V188H26ZM31 187V186H30ZM36 187V186H35ZM40 187V186H39ZM98 187H100V186H98ZM128 187V186H127ZM129 187L128 188H126V189H122V188H120V189H122L123 191H122V193L124 192V190H127V191H125L124 192V194H122V193H119V194H121V195H123V197H124V195H126V194H129V195H131L130 194V192H128L130 189H129ZM137 187V186H136ZM136 187H135V189H136ZM142 187V186H141ZM144 187V188H145ZM32 188H34V186L32 187ZM37 189H38V187H36ZM35 188V189H36ZM41 188V187H40ZM70 188V187H69ZM81 188V187H80ZM102 188V187H101ZM31 189V188H30ZM54 189V188H53ZM73 189H76V188H74L73 187ZM72 188H71V190H73ZM83 189V188H82ZM88 189V188H87ZM91 189H93V188H91ZM139 189V188H138ZM197 188H195V190H196ZM34 190V189H33ZM43 190V189H42ZM70 189H68V190H66V191H69ZM95 190V192H96V189H94ZM94 190H93V192H94ZM101 192H102V190L101 189H99ZM117 190H119V189H115V191L114 192H116ZM77 191L78 190H76V193H77ZM120 192H121V190H119ZM130 191H132V190H130ZM134 191V190H133ZM197 191V190H196ZM10 192V191H9ZM49 192V191H48ZM65 193V191L62 189V193ZM89 193H91L92 192V190L90 191V188H89V191H88ZM104 192V191H103ZM112 192V191H111ZM110 192V193H111ZM114 192H112V194L114 193ZM126 192H128V193H126ZM135 192H136V190H135ZM172 192V191H171ZM198 193H200L199 195L201 196L202 195V193H203V191H202V189L200 190H198L197 191ZM55 193L56 192H54V196H56L58 193H56V195H55ZM61 192H59V194H60ZM61 193V194H62ZM68 193V196H69V192H67ZM66 193V194H67ZM76 193H74V194H76ZM82 193V191L80 190L79 191V194H81ZM100 193V192H99ZM110 193H109V196H111L110 195ZM197 193V194H198ZM9 196H11L12 194H11V192L10 193H7ZM65 194V195H66ZM83 194H85L84 192H83ZM83 194L82 195H78L79 197L81 196V197H83ZM96 193H93V195H95ZM97 194H98V191H97ZM114 194H116V193H114ZM134 194V193H133ZM65 195H63L62 194V196L61 197H63V196H65ZM77 195V194H76ZM92 195V196H93ZM98 195H100L101 196V193L100 194H98ZM98 195H95V196H98ZM106 195V194H105ZM194 195V194H193ZM13 196H14V194H13ZM53 196V197H54ZM73 196H75V195H73ZM116 196V195H115ZM118 196V195H117ZM120 196V195H119ZM118 196V197H119ZM18 197V196H17ZM59 197V196H58ZM66 197V196H65ZM71 197V196H70ZM85 197H86V195H85ZM88 197V196H87ZM94 197V196H93ZM107 197H108V195H107ZM112 198L114 197V196H111ZM111 197H110V199H111ZM138 197V196H137ZM204 197V196H203ZM10 198V197H9ZM66 198H68V197H66ZM72 198V197H71ZM75 198H77L76 196H75ZM90 198H92L91 196H89V199L88 200H90ZM94 198H96V197H94ZM94 198H92L93 200H95ZM105 198H106V196H105ZM105 198H103L102 199V197L101 198H96V199H102V200H105ZM121 198V197H120ZM200 198V197H199ZM198 198V199H199ZM202 198V197H201ZM10 199H13V197L12 198H10ZM9 199V200H10ZM23 200V198L20 196V199H19V201H17V202H21L20 200ZM56 198L54 197V200H55ZM73 199H74V197H73ZM107 199H109V198H107ZM114 199V198H113ZM197 199V200H198ZM8 200V199H7ZM15 200H17L16 199V196H15ZM15 200H13L14 202H15ZM57 200V199H56ZM59 200V199H58ZM71 200V202H72V199H70ZM75 201L76 200H78V199H74ZM92 200V201H93ZM24 201V200H23ZM91 201V200H90ZM171 201V200H170ZM8 202V201H7ZM70 202V201H69ZM68 202V203H69ZM71 202H70V204H71ZM77 202V201H76ZM63 203V202H62ZM256 203H264V197H257L256 199H253V198H245V199H240V200H234L230 205H229V207H227L224 211H222L221 212V214H219L218 216H219V218H216V220H215V222H214V225H213V227H212V229L213 230H216V231H222V230H225L224 229V225H225V222H226V217H224V216H229V217H231L232 219H234V221L233 222H231V223H229V225H230V229H229V232L232 234L233 232L235 233V231H236V229H237V232H238V234H239V231L242 229V227H241V229H239L240 228V226H241V222L242 223H244L240 218H239V212L245 207V206H249V205H252V204H256ZM7 204V203H6ZM67 204V203H66ZM66 204H65V206H66ZM3 205V204H2ZM73 205V204H72ZM134 205V204H133ZM141 205V204H140ZM6 206H8L9 207V203L6 205ZM64 206V205H63ZM71 206V205H70ZM69 206V207H70ZM74 206V205H73ZM123 206V205H122ZM122 206H120V205H117V206H115V207H113L114 209H113V211L111 212V215H110V217L111 218H113V217H115L116 219L113 221L112 219V221L113 222H111V223H109V225L106 227V228H104V233L107 235H105L106 236V238L108 237L111 241L113 240L114 242H117V243H114V245L116 244H118L119 242H121L120 244L121 245H117V248H119L118 246H120V247H122L123 248V246H122V244L124 243L125 244V240L127 239L128 240V238L129 239H131V237L132 236H135V237H137V238H139V235H142V233H141V231H142V228H141V224H142V221H143V219H144V215H141V214H135V216H132V214H130V212H129V214H126V215H123V213H122V211L123 210H128V211H130V209L132 208V209H134L135 211H136V209H137V207H139V206H130V204H125V206L124 207H122ZM144 206V205H143ZM159 206V205H158ZM157 205H154L153 207H152V213H154L153 212V210H158V213H159V210H161V207L162 206H160V207H158ZM173 206V205H172ZM72 207V206H71ZM79 207V206H78ZM252 207V206H251ZM28 208V207H27ZM61 208H62V206H61ZM6 210V212H5V210ZM64 209V208H63ZM66 209H69V208H66ZM222 210V209H221ZM138 211V210H137ZM136 211V212H137ZM135 212V213H136ZM139 212V211H138ZM157 212V211H156ZM144 214V213H143ZM149 215H150V213H148ZM147 214V215H148ZM156 213H154V215H155ZM256 214V213H255ZM157 217H158V215H156ZM259 216V215H258ZM34 217V216H33ZM110 217H109V219H110ZM148 217V216H147ZM146 217V219H148ZM151 218H152V220L154 219V217H152L151 216ZM151 218H149L148 220H147V223H148V221H150V223H152L151 222ZM160 218H161V216H160ZM159 218V219H160ZM230 218V219H231ZM34 219V218H33ZM146 219H144V220H146ZM230 219H229V221H230ZM231 219V220H232ZM1 220V219H0ZM7 220V219H6ZM5 220V221H6ZM97 220V219H96ZM110 220V221H111ZM154 220H156V219H154ZM161 220H162V218H161ZM160 220V222H159V220H158V222H159V224H158V222H157V224L158 225H160V223H162V221ZM244 220V219H243ZM251 220V219H250ZM2 221H4V220H2ZM37 221V220H36ZM35 221V222H36ZM245 221V220H244ZM34 222V223H35ZM44 222V221H43ZM146 223V221H143V223ZM206 222H208V221H206ZM206 222L203 224V228H202V230H201V232L199 233V238H200V242H206L207 241V238H208V236H209V232L210 231H208V229H207V227H206ZM3 223V222H2ZM7 223V222H6ZM12 223V224H11ZM91 223V222H90ZM149 223V224H150ZM7 224V225H8ZM32 224V223H31ZM96 224H98V223H96ZM148 224V225H149ZM155 222H153L152 224H150V226H152V227H154L155 225ZM164 224V223H163ZM232 224V225H231ZM92 225V224H91ZM91 225H89V226H91ZM142 225H144V224H142ZM154 225V226H153ZM12 226H10V227H12ZM76 226V225H75ZM86 226H88L87 224H86ZM93 226V225H92ZM95 226V225H94ZM144 226H147V224H145ZM97 227V226H96ZM100 226H98V228H99ZM103 227H105V226H103ZM121 227H128L129 229L128 230H130V231H128V230H124V229H121ZM151 227V228H152ZM157 227V226H156ZM165 227V226H164ZM228 228H229V226H227ZM82 228V227H81ZM86 228V227H85ZM88 228H90V227H88ZM88 228H86V230L88 229ZM162 228V227H161ZM245 228V227H244ZM16 229H14V230H16ZM26 229V228H25ZM41 229V228H40ZM92 229V228H91ZM91 229H88V230H91ZM118 229H120V230H118ZM156 229V228H155ZM211 229V230H212ZM28 230V229H27ZM68 230V229H67ZM210 230V229H209ZM239 230V231H238ZM16 231H18V230H16ZM69 231H70V229H69ZM71 231H73V230H71ZM91 231H94V230H91ZM102 231V230H101ZM156 231V230H155ZM154 229L152 228L151 229V231L149 232V236L152 238V240L154 239L153 237H154ZM228 230L226 229V232H227ZM242 231V230H241ZM22 232V231H21ZM98 233H100V229H99V231H97ZM102 232V233H103ZM169 232V231H168ZM222 232H224V231H222ZM221 232V233H222ZM25 233H27V232H24V235H25ZM67 233V232H66ZM85 233V232H84ZM86 233L88 234L89 233V231H86ZM92 233V232H91ZM94 233H96V232H94ZM97 233V234H98ZM102 233L100 234V235H102ZM156 233V232H155ZM230 233L228 234V233H226L228 236L230 235ZM68 234H69V232H68ZM144 235H145V233H143ZM157 234V233H156ZM38 235V234H37ZM84 235V234H83ZM89 235H90V233H89ZM93 235V234H92ZM104 235V234H103ZM236 235H237V233H236ZM241 235V234H240ZM243 235V234H242ZM143 236V235H142ZM149 236H147V237H149ZM234 236V235H233ZM87 237H89V236H86L85 238H87ZM92 236H90L89 238H91ZM96 237H100L99 235H96ZM224 237H226L225 236V234H224ZM235 237V236H234ZM245 237H247V236H245ZM29 238V237H28ZM81 238H84L83 236L81 237ZM84 238V240H87V239H85ZM101 238H102V236H101ZM100 238V239H101ZM104 238V237H103ZM136 238V239H137ZM141 238V237H140ZM92 239H93V237H92ZM97 239H99V238H97ZM97 239H95V240H97ZM109 239H106V240H109ZM132 239H133V237H132ZM223 239V238H222ZM134 240L135 239H133V241H130V242H134ZM147 240H150V239H147ZM103 241V240H102ZM111 241H109V242H111ZM123 241V242H122ZM136 242H138V240H135ZM141 241H143V240H141ZM155 241V240H154ZM216 241H218V240H216ZM226 242L225 243H227V240H225ZM237 241H241V239H238L237 238ZM32 242V241H31ZM100 242H101V240H100ZM104 242H106V241H104ZM108 242V241H107ZM127 242V241H126ZM112 243V242H111ZM152 243V241L150 242V244ZM155 243V242H154ZM219 243H220V241H219ZM247 243V242H246ZM23 244V243H22ZM101 244H102V242H101ZM110 244V243H109ZM133 244V243H132ZM153 244V243H152ZM170 244V243H169ZM204 244V243H203ZM221 244L223 245V242H221ZM236 244V243H235ZM233 245L232 246V248H231V254H232V252H236V251H232V249H240V248H238V246H237V244L236 245ZM248 244V243H247ZM126 245V244H125ZM131 245V244H130ZM202 245V244H201ZM220 245V244H219ZM218 245V246H219ZM225 245V244H224ZM223 245V246H224ZM239 245H241V247L242 246H244V245H242V244H239ZM85 246V245H84ZM101 246V245H100ZM199 246V245H198ZM213 246H215V245H213ZM222 246V247H223ZM228 246V245H227ZM227 246H226V248H227ZM249 246V244L247 245V247ZM261 246V245H260ZM1 247H2V250L3 251H5L6 253H8L9 254V259L11 260V261H13L15 264H27L26 263V261L24 260V258H23V256L20 254V252H18V250H16V248L14 247V246H12V243L10 242V241H8V238H6V237H4L3 238V240H2V242H1ZM47 247V246H46ZM111 247V246H110ZM109 247V248H110ZM158 247V246H157ZM221 247V248H222ZM230 247V246H229ZM240 247V246H239ZM246 247V246H245ZM34 248V247H33ZM43 248V247H42ZM112 248V247H111ZM116 248V249H117ZM199 248H200V246H199ZM210 249H211V247H209ZM213 248V247H212ZM224 248V247H223ZM251 248V247H250ZM44 249H45V246H44ZM48 248H46V251H45V253L48 251L47 250ZM94 249V248H93ZM97 249H99V248H97ZM100 249H102V246H101V248ZM99 249V251H101ZM105 249L106 248H104V249H102V250H104L105 251ZM113 249V248H112ZM154 249V248H153ZM197 249V247L195 248V250ZM201 249V248H200ZM213 249H216V248H213ZM212 249V250H213ZM220 249V248H219ZM229 249V248H228ZM261 249V248H260ZM259 249V250H260ZM50 250V249H49ZM96 250V249H95ZM115 250V249H114ZM119 250V249H118ZM137 250V249H136ZM209 250V249H208ZM212 250H211V253L213 254H218L219 252H217V250H216V252L217 253H215V252H212ZM242 250V249H241ZM244 250V249H243ZM248 250V249H247ZM93 251V250H92ZM97 251V250H96ZM96 251H95V255L97 254L96 253ZM104 251H101V252H104ZM117 251V250H116ZM198 251V250H197ZM196 251V253H195V255L197 254L198 255V252ZM215 251V250H214ZM222 251V249L220 250V254H223V252L225 251V248H224V251L223 252H221ZM226 251H228L227 249H226ZM226 251L224 252V253H226ZM230 251H228V252H230ZM250 251V250H249ZM255 251V250H254ZM43 252L44 251H42L41 253V255L44 257V254H43ZM49 252V251H48ZM47 252V253H48ZM106 252H107V250H106ZM106 252H104V254L106 253ZM202 252V251H201ZM207 252H210V250L209 251H207ZM257 252L259 253V251H258V249H257ZM33 253V252H32ZM93 253V252H92ZM108 253V252H107ZM106 253V254H107ZM110 253V252H109ZM113 253H115V252H113ZM193 253V252H192ZM257 253V254H258ZM263 253V254H262ZM35 254V253H34ZM99 254V253H98ZM191 254V253H190ZM256 254V253H255ZM261 254H262V256H261ZM94 254H93V256H95ZM113 255V254H112ZM210 255V254H209ZM219 255V254H218ZM225 255V254H224ZM241 255V254H240ZM264 255V246L262 247V250H261V252H260V256H259V254L257 255L258 257H262V260H260V258H256V261H253V260H251V259H249L248 257V259H249V261L251 260V261H253V262H251L250 261V264H264V260H263V256ZM36 256V255H35ZM40 256V255H39ZM45 256H48V255H45ZM97 256V255H96ZM109 256H111V253H110V255ZM211 256H213V255H210V257ZM247 256V255H246ZM255 256V255H254ZM34 257V256H33ZM37 257V256H36ZM36 257H34V259H36ZM43 257H41L42 259H43ZM113 257V256H112ZM111 257V258H112ZM199 257V256H198ZM214 257H216V256H214ZM213 257V258H214ZM221 257V256H220ZM223 258L225 257V256H222ZM252 257V256H251ZM194 258H195V256H194ZM200 258V257H199ZM222 258V259H223ZM226 259H227V257H225ZM235 258V257H234ZM246 258V260L248 261V259ZM254 257H252V259H253ZM56 259V258H55ZM211 259H212V257L211 258H209V256H208V262L207 261H205V263L207 262V263H211ZM244 259V258H243ZM178 260V259H177ZM207 260V259H206ZM213 260V259H212ZM214 260H217V259H214ZM196 262V261H195ZM204 262V261H203ZM215 262V261H214ZM213 262V263H214ZM217 262V261H216ZM231 262V261H230ZM244 262V261H243ZM61 264V263H60ZM204 264V263H203ZM217 264V263H216ZM223 264V263H222ZM234 264V263H233ZM242 264V263H241ZM244 264V263H243ZM247 264V263H246ZM249 264V263H248Z\"/></svg>",
  "mask_w": 264,
  "mask_h": 264
}]
</instances>
